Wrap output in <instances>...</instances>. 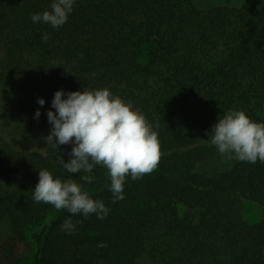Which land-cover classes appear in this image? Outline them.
I'll return each instance as SVG.
<instances>
[{
    "label": "trees",
    "instance_id": "obj_1",
    "mask_svg": "<svg viewBox=\"0 0 264 264\" xmlns=\"http://www.w3.org/2000/svg\"><path fill=\"white\" fill-rule=\"evenodd\" d=\"M51 2L0 0V264H264V163L203 166L218 153L220 111L264 123V0H75L60 28L33 23ZM84 87L130 101L158 133V167L127 177L116 203L105 168L68 173L72 145L45 140L55 91ZM40 169L76 180L108 215L35 203ZM244 200L258 220L244 218Z\"/></svg>",
    "mask_w": 264,
    "mask_h": 264
},
{
    "label": "clouds",
    "instance_id": "obj_2",
    "mask_svg": "<svg viewBox=\"0 0 264 264\" xmlns=\"http://www.w3.org/2000/svg\"><path fill=\"white\" fill-rule=\"evenodd\" d=\"M74 2L52 0L50 10L34 13L30 19L33 23L43 22L58 29L67 22ZM47 38L45 34L43 39ZM37 103L43 106L45 101L38 98ZM51 107L55 112L47 111V121L51 125L45 138L47 144L52 147L72 145L68 162L60 160L68 173H92L95 166L105 168L110 179L112 203L125 198L123 188L127 177L137 181L158 167L162 156L158 133L139 109L108 88L84 87L83 91L68 93L57 90ZM39 116L37 109L34 118L38 120ZM209 137L222 157L264 163V123L253 121L243 110L225 112L212 126ZM80 180L91 183L92 176L82 175ZM32 199L35 203L49 204L57 211L67 210L71 215L82 214L85 218L96 214L102 220L110 211L76 180L55 178L47 169L38 171ZM61 229L72 234L76 225L68 218Z\"/></svg>",
    "mask_w": 264,
    "mask_h": 264
},
{
    "label": "rangeland",
    "instance_id": "obj_3",
    "mask_svg": "<svg viewBox=\"0 0 264 264\" xmlns=\"http://www.w3.org/2000/svg\"><path fill=\"white\" fill-rule=\"evenodd\" d=\"M192 1L200 7H205L214 4H227V5L238 4L242 0H192ZM0 108L3 109V105H0ZM225 112L226 111H220L216 115V123L218 122V118L222 117ZM20 138H21L20 136H17V139ZM19 142L24 143L20 140ZM19 142L17 143L20 144ZM234 160L235 159L229 160L226 157H222L218 152L215 156H212L208 158L206 161H204L203 166L205 168H208V170L222 169L230 165ZM260 214H261V208L256 202L251 200H244L243 216L247 221L254 222L258 220ZM263 252H264V248H263ZM19 253H21L24 256H27L29 255L30 252L29 249H23V250H19Z\"/></svg>",
    "mask_w": 264,
    "mask_h": 264
}]
</instances>
